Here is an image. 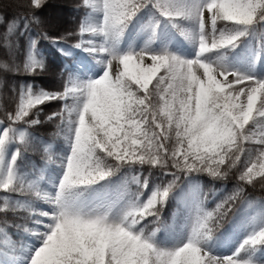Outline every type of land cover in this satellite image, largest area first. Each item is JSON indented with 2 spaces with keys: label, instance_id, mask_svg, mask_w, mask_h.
<instances>
[{
  "label": "snow or ice",
  "instance_id": "6c2138e0",
  "mask_svg": "<svg viewBox=\"0 0 264 264\" xmlns=\"http://www.w3.org/2000/svg\"><path fill=\"white\" fill-rule=\"evenodd\" d=\"M49 2L20 0L3 6L10 19L0 16L2 83L10 87L0 109V264H256L264 193L249 197L264 185V75H257L264 0H80L72 5L78 23L57 35L38 14ZM141 12L143 44L121 50ZM162 25L193 49L191 58L168 50ZM41 40L87 53L102 75L81 80L61 69L52 89L6 78L53 75L39 55ZM238 49L247 51L246 67L220 63ZM43 124L55 127L49 142L33 136ZM57 138L64 154L52 151ZM32 153L40 154L41 171L61 170L53 192L22 171ZM133 166L135 187H114L110 178ZM197 174L233 186L211 208L199 192L181 204L177 237L161 212L182 177ZM37 202L47 207H31ZM241 207L253 213L244 237L230 255L216 254L214 242ZM20 209L32 224L23 231L36 242L23 257L11 238L19 226L8 219Z\"/></svg>",
  "mask_w": 264,
  "mask_h": 264
},
{
  "label": "trees",
  "instance_id": "16d2710c",
  "mask_svg": "<svg viewBox=\"0 0 264 264\" xmlns=\"http://www.w3.org/2000/svg\"><path fill=\"white\" fill-rule=\"evenodd\" d=\"M17 2H20V0H0V16H5L6 20L10 19L12 16L11 9L10 8L6 9L3 6L7 4H14ZM77 2H80V0H50L49 4L43 10H41L40 13H38L47 21L51 29L52 35H57L59 32L68 29L73 23H78L80 16L82 14L78 10L72 8V5ZM146 20H147V14L144 12L139 13L138 16L134 17L133 21L129 24V27L126 30V36L127 34H129L131 40H134L135 36L140 35L139 29L146 22ZM132 29H134V33L130 34V31ZM165 30L166 33L169 35L170 38L169 41L171 42V45H173V43L177 40H179L177 42L180 45L186 44L172 30L167 28ZM0 31H3V25H0ZM27 35L31 36L33 35V33L29 32L27 33ZM18 43L21 46V54L18 55V59L22 61L23 59L22 50L24 44L23 37L20 38ZM37 47L39 49V55L44 58L45 63L48 64L50 72H52L53 75L36 76V77L17 76V77H6V78L25 81V82H34L35 84H39L41 85V87H44L46 89H52L55 87L57 83L54 77L55 72H58L61 69H63L66 74L83 75L86 73L85 70L90 65V62L92 63L93 60V58L89 56L87 53L81 51L80 49L72 48L70 44H58L56 47H53L52 45L48 44L47 41L41 40L38 42ZM57 48H59L60 50L58 51ZM235 55L242 56L244 57L245 61H247L246 49H238L232 53H224L223 59L224 60L232 59ZM214 57L219 58L216 55H213L212 58ZM6 60H7L6 50L3 48L2 42H0V64L6 62ZM82 60H85L89 63L83 66ZM260 63L261 61L258 62L257 66H259ZM159 74L160 73L158 72L157 75ZM3 75H4L3 69L0 68V109H2L5 103V99L8 96V93H10V87L6 90L3 86L2 83ZM153 80H155V77H153ZM38 119H42V116L39 117ZM54 131H55L54 125L43 124L37 127V129L33 132V136H35L38 140L49 142V138L51 137V134ZM51 143H52L53 152L57 154L65 153L66 145L62 140H59L57 138L56 141ZM40 169H41V162H40L39 153H32L31 156H27L25 158V161L23 162L22 171L26 173L29 179L35 180L39 185V187H41L43 190L53 192L54 185L58 183L59 177L61 175V170L55 166H52L43 171H41ZM137 171L138 169L136 166H133L132 168H127V167L121 168L115 173L114 176L110 178L112 185L115 187L127 183L130 189L134 188L135 185H132L130 181H131V177L137 174ZM144 171L145 170L143 169L140 170V174L143 175ZM229 179L232 180L231 177ZM257 179H259V177H257ZM153 180L155 183L160 182L159 176L156 174H153ZM182 180L183 183L178 182L179 187L173 192L172 198L168 200V202L165 204L163 211L161 212L162 218L166 222L172 223L174 235L176 236L179 231L180 225L182 224L183 221L180 214H176L177 210L180 207L179 204L176 203L175 196L185 186L186 183H191L194 186L195 195L198 192L207 194L208 199L206 201V207L208 208L213 207L216 201L220 200L221 198H223L224 195L229 193L233 186L231 182L222 183L220 181H213L211 178L203 174H197L189 178L182 177ZM262 193H264V185L257 183L255 189L252 190L251 192L252 195L249 198L254 199V197L259 196ZM20 202L27 204V202L24 201L23 199H21ZM2 205H3V201L0 200V206ZM31 207H39L43 209L46 208L47 206L37 202L36 204L31 205ZM247 211L251 214V216L253 215L252 212H250L249 210L243 207L237 209V212L233 217V221L231 222V224L223 231L222 235H218V238L214 242V247H213V251L216 254L220 255L229 250L228 255H230L234 250V248L237 246V244L242 240V238L245 235V231L247 229L241 226L242 221L240 220V218L241 215ZM257 211H259V209H257ZM174 214L176 215L174 216ZM27 216L28 214L24 209H20L15 214L9 213L8 215V219L13 224L19 226L16 229V231L12 232L11 238L16 245L15 255L21 257L27 255L26 249H28L29 246H36V242L32 240L31 237L23 231L24 228L32 227V224L27 218ZM233 227L234 229L237 227H240L241 229L236 234L231 235L230 231L231 229H233ZM150 228L151 225H149V229ZM224 239L226 240L223 241L221 244H218V242ZM227 246L228 248L226 251L221 249V247H227ZM3 249H4V245L0 243V250ZM255 260H256V264H264V250L258 251L256 253ZM16 264H21V262L17 261Z\"/></svg>",
  "mask_w": 264,
  "mask_h": 264
},
{
  "label": "rangeland",
  "instance_id": "374dc122",
  "mask_svg": "<svg viewBox=\"0 0 264 264\" xmlns=\"http://www.w3.org/2000/svg\"><path fill=\"white\" fill-rule=\"evenodd\" d=\"M132 28H134V27H132ZM165 29L166 28L162 25L161 26V32L165 33L167 35V37H169V35L166 33ZM131 33H134V29H132L130 31V34ZM143 41H144V37L141 34L135 36L134 40H131L130 35L127 34L126 38H124L123 43L121 44V50L126 49L129 45L132 46L133 48H139L143 44ZM177 41H179V40H177ZM177 41H175L173 43V45H171V42L168 40L167 44H166V46L168 47V50L173 52L174 54L181 56V57L191 58L194 54L193 49L190 46H188L187 44L180 45ZM154 46L158 47V45H154ZM216 59H218V58H215V57L213 58V60H216ZM82 62H83V66L89 63L85 60H82ZM148 63H151V62L149 61ZM220 63H230L233 67H238V68H242V69L244 67H246V61H245L244 57L238 56V55H235L232 59H228V60L220 59ZM115 67H116V65L114 64L113 69H115ZM85 72L86 73L83 75L82 74H74L73 76L78 78V79H81V80H86L89 78L96 79V78H99L100 75H102L103 69H102V66L97 64V62L93 59L92 63L90 62V65L87 67ZM257 75H264V60H262L260 65L257 66ZM194 196H195L194 186L191 183H186L185 186L175 196V200H176V203H178L179 207H180L181 204L187 203ZM250 218H251V214L248 211L244 212L240 218V220L242 221L241 226L245 227V225L248 224ZM181 225H180L179 231L177 233V237H179V235L181 234ZM240 229H241L240 227H237L235 229L233 227V229H231V231H230V234L231 235L236 234L237 232L240 231ZM225 240L226 239L218 242V244H221ZM227 248H228V246L227 247H221V249L224 251H226ZM228 251L224 252L223 254H220V255H228Z\"/></svg>",
  "mask_w": 264,
  "mask_h": 264
}]
</instances>
